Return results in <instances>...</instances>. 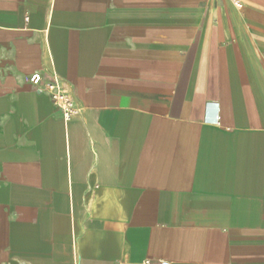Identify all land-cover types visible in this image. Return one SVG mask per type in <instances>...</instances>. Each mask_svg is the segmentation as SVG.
Here are the masks:
<instances>
[{
    "label": "crops",
    "instance_id": "1",
    "mask_svg": "<svg viewBox=\"0 0 264 264\" xmlns=\"http://www.w3.org/2000/svg\"><path fill=\"white\" fill-rule=\"evenodd\" d=\"M239 1L0 0V264H264V0Z\"/></svg>",
    "mask_w": 264,
    "mask_h": 264
},
{
    "label": "built area",
    "instance_id": "2",
    "mask_svg": "<svg viewBox=\"0 0 264 264\" xmlns=\"http://www.w3.org/2000/svg\"><path fill=\"white\" fill-rule=\"evenodd\" d=\"M236 6L242 7L239 0H231ZM32 85L40 91H45L54 104L61 110L65 120H70L80 112L78 100L64 85L60 79L55 76L50 80H44L40 72H34L30 76ZM160 264H169L168 261H161Z\"/></svg>",
    "mask_w": 264,
    "mask_h": 264
}]
</instances>
